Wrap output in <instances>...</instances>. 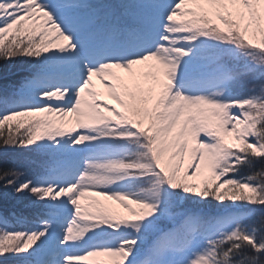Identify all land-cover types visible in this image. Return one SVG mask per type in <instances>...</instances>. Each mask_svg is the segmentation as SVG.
Returning a JSON list of instances; mask_svg holds the SVG:
<instances>
[{
    "label": "snow or ice",
    "instance_id": "snow-or-ice-1",
    "mask_svg": "<svg viewBox=\"0 0 264 264\" xmlns=\"http://www.w3.org/2000/svg\"><path fill=\"white\" fill-rule=\"evenodd\" d=\"M0 60V187L39 205L0 264H264V0H0Z\"/></svg>",
    "mask_w": 264,
    "mask_h": 264
},
{
    "label": "rangeland",
    "instance_id": "rangeland-1",
    "mask_svg": "<svg viewBox=\"0 0 264 264\" xmlns=\"http://www.w3.org/2000/svg\"><path fill=\"white\" fill-rule=\"evenodd\" d=\"M6 62V61H5ZM151 63V62H149ZM4 66H9L7 68L6 72H9V70L11 69H17L20 67H28L23 61H12V62H6L4 64ZM134 68H139L140 70H147L146 65H142V66H134ZM17 71V70H16ZM16 71H14L13 73H15ZM117 72H119L122 76H127L126 73L123 72V70H115ZM5 72V71H2ZM27 74V72H21L20 74H18L15 77L12 78H8L9 80L6 81H2L0 79V84H3L2 86H5V88L7 90L11 89L12 85H16L21 79L22 77H24ZM11 81V82H10ZM93 83L95 85V87L97 88L98 91H100L102 93L101 99L107 100L108 103L110 104H114L115 101L111 99L110 96H108L107 94V90L103 87V85L101 84L99 78L97 77H93ZM117 107H119V105H117ZM39 115H47L49 116V118L55 119V120H59V117L56 114H45V113H40ZM21 120H27V117H23V118H19ZM64 124L65 126H71L74 127L75 126V117H64ZM5 134H7V126H5ZM14 151V150H11ZM15 152V151H14ZM23 151L19 150L16 151L17 154V158L20 159L16 165L19 167V170L23 173V175L20 177V180H24V179H38V177H40V173L41 170L39 171L38 169H36L37 165H41V160L43 159V157L38 156L35 153L32 152H28L26 151V153H22ZM186 162V159L185 161ZM183 166V164H182ZM25 168H31V170L28 171H24L26 170ZM200 178L197 177L196 181L197 183H199ZM13 192V191H12ZM14 196L13 197H17L18 199H14L17 200L14 203H18L19 206H21L20 208H18L16 211H6L4 212L5 215L12 223L11 224H15L16 227L20 228V227H28L31 225V223L33 222V216L36 213L37 209L39 208L38 203L36 202V198L30 193V192H23V193H15L13 192ZM97 199L110 204L112 206L115 207V209L121 213H124L125 210L123 208H121L119 205L116 204L115 201H107L105 200V198L103 197H97ZM86 201H81V203H85ZM13 213L17 214L16 216H13ZM10 216V217H9Z\"/></svg>",
    "mask_w": 264,
    "mask_h": 264
},
{
    "label": "trees",
    "instance_id": "trees-1",
    "mask_svg": "<svg viewBox=\"0 0 264 264\" xmlns=\"http://www.w3.org/2000/svg\"><path fill=\"white\" fill-rule=\"evenodd\" d=\"M5 63H6L5 61L0 60V79L2 81H6L7 82V80H9L8 78L15 77L18 74H20L21 72H26V69H27L26 67H20V68H17V69H11V70H9V72H6L7 68L9 66L5 67L4 66ZM2 71H5V72H2ZM14 71H16V72L13 73ZM2 85L3 84H0V89H6L5 86H2ZM14 151H11V150L8 151L7 159L12 161V162H14L16 164L20 160V159H18L16 157L17 156L16 151H19V150H14ZM2 152H3V150L0 149V153H2ZM22 153H26V151H23ZM5 166H7V165H5L2 161H0V167H5ZM256 167L259 168L260 164H257ZM25 169L26 170H24V171L31 170V168H28V170H27V168H25ZM36 169H38L39 171L41 170V167H40L39 164L37 165ZM246 173H247L246 169L242 171V174H246ZM39 178L40 177H38V179ZM13 196H14V194H13L11 189H5L3 187H0V214H3L4 216H8L9 214L5 215L4 212H6V211H10V212L16 211L18 208L21 207V206L18 205V203H14L15 201H17V200H14V199H18V198L17 197H13ZM11 223L12 222L8 219L9 226L10 227H16L15 224L13 225Z\"/></svg>",
    "mask_w": 264,
    "mask_h": 264
}]
</instances>
